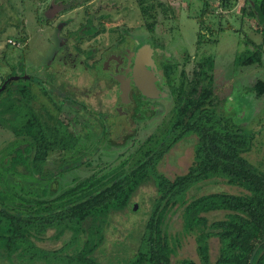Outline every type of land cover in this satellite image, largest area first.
<instances>
[{"label":"rangeland","instance_id":"obj_1","mask_svg":"<svg viewBox=\"0 0 264 264\" xmlns=\"http://www.w3.org/2000/svg\"><path fill=\"white\" fill-rule=\"evenodd\" d=\"M148 5L153 6L149 12L153 19H148L141 13V7ZM247 6L244 0H234L227 8L221 7L218 0H0V84L6 76L20 72L21 63L28 64L30 73L34 69L39 70L42 65L47 66L55 50L63 45L67 46V52L73 54L78 47L82 59L85 53L93 52L92 58L86 60L88 66L92 62L100 63L105 54L116 48L124 37L140 47L151 44L162 49L163 57L166 61L177 64L178 71L187 60L193 64L210 57L215 64L212 74L215 95L227 98L221 113L234 120L243 132L253 135L251 151L243 156L264 173V96L257 98L251 92V85L257 80L264 81V55L261 65L240 68L234 66V59L245 49L252 50L253 44L260 46L262 43V34L255 21L242 16L241 9L248 11ZM88 26L92 27L91 33H94V28H102L103 32L89 36L84 32ZM21 36L26 38L24 43L21 42ZM22 52L25 54L24 58ZM56 62L57 59L53 58V64ZM57 64L61 69L59 61ZM53 70L57 68L54 67ZM91 74H88L89 79L84 75L74 79L73 72H66V80L60 82L65 87V91L61 90V99L63 95L70 102L82 99L75 97L74 93L78 94L79 88L84 85L92 88L93 78L99 76L100 72L95 69ZM40 76L43 77V74ZM88 80L90 86H87ZM109 84H112V80ZM34 88L39 92L38 85L33 90ZM106 91L101 89V95L95 101H84L89 108L87 111L93 113L96 108V112L99 111L103 116L111 113L114 95H106ZM37 98L45 106L52 107L50 102L40 96ZM229 102L235 111L229 109ZM151 104L160 111L149 119L135 116L132 126L126 125L128 134H118V137L113 136L110 126L108 139L97 152L92 153V141L81 139V153L86 156L79 163L75 159L81 153L77 156H50L44 165V172L55 171L62 161L70 163L68 169L56 176L58 186L52 198L93 174L103 175L126 162L124 168L117 170L118 177L122 178L129 172L140 152L153 148L164 140L175 116L172 98L153 100ZM59 116L63 119L62 110ZM94 120L98 122V119ZM74 131L77 133V127ZM194 139L193 135L184 138L162 157L156 165L160 176L173 180L188 171L193 160ZM19 143L0 117V199L5 201V208H8L9 203L16 202L19 205L25 202L19 194L29 197L26 195V190H30L29 178L24 176L30 175L27 164L25 167L19 166L22 164L19 161L12 164L9 162L12 155L20 156L17 146ZM20 146L23 147L24 143ZM47 184L39 183V186ZM215 192L238 194L240 190L219 180L206 181L193 187L186 198L191 200ZM155 198V187L152 184L142 186L132 199L138 205L137 210H126L112 216L101 227V243L85 256V261L88 264H132L139 253L140 237L150 218ZM181 214L182 208L176 207L165 219L169 242L173 244L178 241L171 262L183 264V260H189L200 264L194 237L182 230ZM223 214L213 212L206 214V217L211 222L221 219ZM82 224L86 229L87 224ZM53 225L58 228L63 222H53ZM32 235L31 241L35 247L46 252L36 251L33 254L21 245L23 252H26L23 256L28 260L17 258L14 254L12 263L0 259V264H84L77 251L81 250L87 238L86 232L80 233L78 240L72 239L70 230L55 238L53 227H49L41 235V240L32 239L38 236V232H33ZM209 244L211 260L214 261L219 244L216 239H211Z\"/></svg>","mask_w":264,"mask_h":264},{"label":"trees","instance_id":"obj_2","mask_svg":"<svg viewBox=\"0 0 264 264\" xmlns=\"http://www.w3.org/2000/svg\"><path fill=\"white\" fill-rule=\"evenodd\" d=\"M232 1L218 0L223 8L229 7ZM244 2L248 4V11L242 8V16L255 21L262 34V43L260 46L253 44L252 50L245 49L239 54L234 59L236 67L261 65L264 55V0ZM152 8V5L142 6L141 13L153 19L149 14ZM20 39L24 43L26 38L21 36ZM210 63L208 60L199 64L198 70L193 71V79L192 75L186 76L183 72L178 86L173 87V92H177V116L165 144L160 149L139 153L122 178L118 177L117 170L124 168L126 162L103 175H91L55 199L54 202L59 201L58 213L41 204L33 208L28 205L29 200L23 199L25 202L18 205L20 210L5 208L1 211L0 257L10 259L17 252H20L19 257L23 256L26 252L21 245L30 253L46 252L35 247L31 241L32 233L38 232V236L32 239L41 240L45 230L53 227L55 238L70 230L72 239L78 240L80 233L86 232L87 238L77 253L81 254L80 261L88 264L85 256L93 252L103 239L101 227L116 213L134 211L132 199L151 181L156 198L140 237L139 253L132 264H172L171 256L175 254L178 241L169 242L165 219L176 207L182 208V230L194 237L200 264H264V173L243 156L251 151L253 135L243 132L216 110L213 84L206 70L208 66L211 69ZM14 83H8L6 97L0 98V114L7 116L6 121L16 136L23 135L30 140L29 145L37 155L31 160L21 157L30 163L34 172H38L49 151L68 152L75 140L65 133L60 123L52 121L45 110L43 114L35 111L31 106L33 94L30 89L17 90L22 98L15 97L11 89ZM251 91L257 98L263 97L264 81L257 80ZM192 135L195 137L193 160L188 171L173 180L160 176L156 164L163 153L176 141ZM214 180L238 188L240 192H215L191 200L186 198L193 187ZM213 212L224 214L221 219L210 222L206 214ZM53 222H63V225L56 228ZM82 223L87 224L86 229ZM211 239H216L219 244L214 261L210 255ZM182 263L195 264L189 260Z\"/></svg>","mask_w":264,"mask_h":264},{"label":"flooded vegetation","instance_id":"obj_3","mask_svg":"<svg viewBox=\"0 0 264 264\" xmlns=\"http://www.w3.org/2000/svg\"><path fill=\"white\" fill-rule=\"evenodd\" d=\"M91 30H92V27L88 26V28H86L84 32L89 34V36H94V35L99 34L100 32H103V29H99V28L97 29L94 28V33H91L90 32ZM48 47H51V46L48 45ZM161 50L162 49L156 48L152 46L151 44L143 45L140 47L138 46L136 42L129 41L128 39L124 37L122 40L118 42V44L116 45V48L114 47V49L110 50L109 52L105 54L102 62L100 63L92 62V64H89L88 66L86 64V60H90L92 58L93 52L85 53V56L82 59V57L79 56L80 50L78 47L75 48L76 53L73 54L72 52H67L68 51L67 46L63 45L59 47L57 50H55L56 52H54L47 66L42 65V67L39 69L40 71L37 70L38 69L37 68L36 70L35 69L33 70L34 72L30 73L29 71H31V69L27 68L29 66L25 62L24 64L22 63L20 64L21 65L20 72L18 71V73L10 74L3 79V81L0 84V89L4 84H5V87L0 90V95H2L0 98L6 97L5 91L9 85L8 84L9 82H13V81L15 82L13 86H11V89L14 92V96L17 98H22L21 94H19L17 90H23L25 87L30 89V91L33 94V99L31 100V106L35 109V111H40L37 113L43 114L45 110L48 114H50L51 120L52 121L55 120L58 123H60L62 128L65 130V133L68 135H71L73 139L75 140V144L73 148L68 152L59 151V150L49 151L44 159V162L38 168V172L37 171L34 172L30 163L28 161L22 160V157L23 159L31 160L34 156L37 155V151H35L33 147L29 145L30 140L27 137L23 135L16 136L12 132V130L10 129L6 121L7 116L0 114V117L3 119V121L7 125L9 131L13 134L16 140L20 141L19 145H21V143H24L23 147L21 146L19 147V145H17L19 148L20 156L15 157L12 155L9 160L11 164L15 161H19V162H22V164H19V166L21 165L25 166L26 164L28 166L30 175H24V176L29 178L28 184H29L30 190H26L28 191L26 192V195H29V197H25L22 194H19L21 199L29 200L30 203L28 205L32 206L33 208H37V206H39L38 204H41L42 206H45V207L50 206L53 212L58 213L59 212V207H58L59 201L54 202L55 199L61 196L65 191L71 188L65 190L60 195L52 198L58 186V179L56 176L60 175L65 169H68V165L70 163L62 161V163H60L57 166L55 171L44 172L43 171L45 167L44 165L47 164L48 158L52 155H57V154H61L63 156L64 155H70V156L76 155L77 156V154H80L82 152L81 150L82 147L80 146L81 139H84L88 142L92 141L94 145L92 153L97 152L100 146L107 141L108 128L110 126L114 132L113 136L118 137V134H122V135L128 134L126 125L130 124V127H131L135 116L139 115L140 117H143L144 119H149L153 117L158 111H160L158 108L154 107L151 104L153 100H157V99L163 100V99L171 97L173 101V112L175 114L174 116V120H175L177 116V111H176L177 92L176 90L173 92V87L178 86L182 78L183 72L185 73L186 76L192 75V79H193L194 69L198 70L199 64H203L204 61L209 60L211 62L210 63L211 69L209 70L208 69L209 66H208L206 70L212 80L213 96L215 97V100L217 102L216 110H218V112L223 113L222 108L227 98L224 99V97L220 98L219 95L218 97L215 95L214 76L212 75L214 72V66H215L213 59L210 57H207L193 64H191L190 61L187 60L186 63L183 65V67H181V69L178 71L179 66L173 62L166 61V59L161 54ZM24 55L25 54L22 52L23 58H24ZM53 58L57 59V62L55 64H53ZM58 61L60 62V66L62 67L61 69L57 67ZM54 67H56L57 70H53ZM95 69L99 70L100 75L99 76L96 75L93 78L92 82L94 83L92 84L93 85L92 88H87L86 85H84L83 87L79 88L78 94L74 93L75 97L79 99L81 97L82 99H80L79 101L76 100V101L70 102V101L65 100L66 97L64 95L61 99L60 97L61 90L65 91V87L61 86L60 82L66 80V77H65L66 72H69V71L73 72L75 75V78L74 77L72 78L74 79H77L81 77L82 75H84L85 77H88L89 79L88 74L93 73ZM41 73L43 74V77L46 78V80H44V78L40 76ZM107 75L109 77H106ZM117 76L124 77L125 85L127 87V93H126L125 99L120 96L121 95L120 83L115 78ZM111 80H112V84H109V81ZM37 85L39 86V92H37L36 88H34L35 91L33 90V87ZM253 85H251V88ZM87 86H90L89 80L87 81ZM96 87H98V89H95ZM101 89L107 90L106 91L107 94L105 93L106 95H109L110 93L114 95V102L111 105L112 107H110V111L111 113H114V115L113 114L111 115V113H109L103 116L99 111L96 112V108H94L95 110L93 111L95 112L93 113L90 111H87L89 110V108L85 106L84 101L86 99L95 101L96 97L101 95ZM38 96L50 102L52 107L50 108L47 105L45 106L40 101H37ZM106 98H108V96ZM54 99H57V101H54ZM228 104H229V109L233 110V107L231 106L232 104L230 105V102ZM95 105L96 103H94V106ZM1 107L2 106L0 104V110H1ZM42 107H44L45 109L41 110ZM61 110L63 112V119L60 118L59 116V113L61 112ZM133 111H136V112L133 113ZM223 116L228 118L224 114ZM232 117L234 118V116ZM94 119H98V122L97 120H94ZM231 121L237 124L234 120L231 119ZM75 127H77L78 129L77 133L74 131ZM100 133L102 135H100ZM167 137L168 136H166V138L162 140L160 143H158L155 147L150 148V149L162 148L163 147L162 145L165 144V140L167 139ZM186 137H189V136H186ZM182 140H184V138L172 144L168 148V150L165 153H163L162 157L165 156L167 152H169L170 149L174 145L181 142ZM25 148H28L29 151H27ZM146 152L147 151L144 150L140 153L144 154ZM85 156L86 155L84 153H81L80 155H78L75 159L77 161L76 163H79L83 158H85ZM162 157L158 161V163L162 160ZM78 165L79 164H74V166H78ZM111 171L113 170L111 169ZM39 183H45V184L48 183V184L46 186L40 187ZM147 184H152V182L149 181ZM44 197L46 198L44 199ZM47 197L48 198L50 197V199H48ZM15 198H17V196ZM3 203H5V201L0 199V212L5 210V207H4L5 205ZM133 204L136 205V203H133ZM8 205H9L8 206L9 209L15 208V211L20 210L16 202L12 204L9 203ZM48 229L49 228L45 230L44 234L47 232ZM1 253H3V251H1ZM19 253L17 252L15 254L17 258H21V259L26 258L25 256L19 257L18 256ZM13 257H14V254L10 257V259L6 258V256L0 257V259H5L12 263ZM26 259L28 260L29 258H26Z\"/></svg>","mask_w":264,"mask_h":264},{"label":"water","instance_id":"obj_4","mask_svg":"<svg viewBox=\"0 0 264 264\" xmlns=\"http://www.w3.org/2000/svg\"><path fill=\"white\" fill-rule=\"evenodd\" d=\"M116 80H118V82L120 83V92H121V97H123L125 99L126 97V93H127V87L125 85V80H124V77L123 76H117L115 77ZM13 79V78H11ZM152 86V85H151ZM5 87V84L1 87V89H3ZM0 89V90H1ZM137 209V205H134L133 207V210H136Z\"/></svg>","mask_w":264,"mask_h":264}]
</instances>
